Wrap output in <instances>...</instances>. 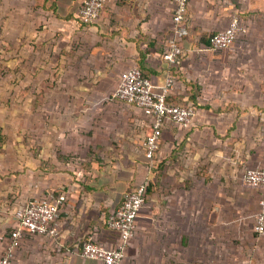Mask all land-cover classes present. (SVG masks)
<instances>
[{"label":"crops","instance_id":"obj_1","mask_svg":"<svg viewBox=\"0 0 264 264\" xmlns=\"http://www.w3.org/2000/svg\"><path fill=\"white\" fill-rule=\"evenodd\" d=\"M85 1L0 0V64L29 70L13 83L18 101L30 87L35 119L30 145L0 154V238L33 198L67 197L58 235L26 237L14 264H103L81 255L83 241L118 247L106 220L145 182L121 264H264V237L254 232L261 191L242 181L264 168V0H189L176 65L162 58L169 0H106L93 24L78 17ZM234 17L244 32L213 49ZM135 66L157 88L172 77L167 101L196 108L188 127L165 123L152 160V119L112 97Z\"/></svg>","mask_w":264,"mask_h":264},{"label":"built area","instance_id":"obj_2","mask_svg":"<svg viewBox=\"0 0 264 264\" xmlns=\"http://www.w3.org/2000/svg\"><path fill=\"white\" fill-rule=\"evenodd\" d=\"M174 5L172 17V35L167 40V49L162 54L164 61L176 65L183 56L181 42L189 35L184 24L189 0H169ZM106 0H86L79 11L82 23L93 24L98 21ZM245 28L240 20L234 17L230 25L211 38L213 49L230 48ZM174 85V79L168 77L163 87L157 88L152 80L144 75L139 67L128 69L121 77L112 97L119 102L133 105L142 110L152 119V129L145 141V155L149 160L155 158L159 150V142L166 122H172L182 127L190 125L196 108L191 105H176L167 101ZM245 185L261 191L260 211L256 216L254 232L264 237V168L247 169L242 175ZM149 183L145 182L126 192L122 205L106 220L108 228L116 231L120 244L115 249H109L96 242L94 237H88L82 243L81 255L84 258L98 260L103 264H121L125 257L126 247L137 233V217L145 205ZM67 201L65 195L41 196L33 198L27 206L15 212V224L6 241L3 253H0V264H14L16 251L26 237L57 236L61 210Z\"/></svg>","mask_w":264,"mask_h":264},{"label":"rangeland","instance_id":"obj_3","mask_svg":"<svg viewBox=\"0 0 264 264\" xmlns=\"http://www.w3.org/2000/svg\"><path fill=\"white\" fill-rule=\"evenodd\" d=\"M28 73V69L23 70L20 67L16 70L8 66L0 69V129L2 135L7 137L4 140V149L10 150V153L16 145H24L27 148L30 145V139L33 138L29 130L31 123L35 120L30 116V87L21 86L23 96H21L22 100L18 101L15 90L20 87L13 83L14 79L20 75L24 77ZM20 110L21 116H19Z\"/></svg>","mask_w":264,"mask_h":264},{"label":"trees","instance_id":"obj_4","mask_svg":"<svg viewBox=\"0 0 264 264\" xmlns=\"http://www.w3.org/2000/svg\"><path fill=\"white\" fill-rule=\"evenodd\" d=\"M0 69H2V65L0 64ZM141 69V68H140ZM142 70V69H141ZM144 73V72H143ZM144 75H146L145 73H144ZM147 76V75H146ZM1 129H0V154L1 153H3V152H5V149H4V140H6V138L7 137H5L4 135H2V133H1Z\"/></svg>","mask_w":264,"mask_h":264}]
</instances>
